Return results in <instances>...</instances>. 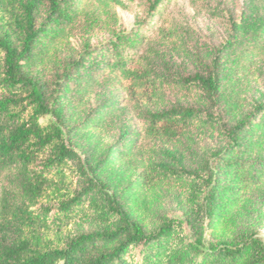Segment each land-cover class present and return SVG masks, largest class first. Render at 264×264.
Here are the masks:
<instances>
[{
	"label": "trees",
	"instance_id": "16d2710c",
	"mask_svg": "<svg viewBox=\"0 0 264 264\" xmlns=\"http://www.w3.org/2000/svg\"><path fill=\"white\" fill-rule=\"evenodd\" d=\"M112 1L121 3L47 0L42 12L44 0H0V264H264L258 233L207 238L264 185V102L235 118L239 75L264 56V19L234 24L210 65L199 59L194 73L172 77L144 48L157 28L165 36L159 24L168 3L147 0L148 16L137 30L116 32L103 46L86 45L77 58L58 63L82 7ZM122 80L141 129L115 124L114 103L77 122L68 114L98 85ZM170 81L186 93L197 90L198 104L169 103ZM94 131L113 140L78 144L79 133ZM211 133L221 144L188 168L177 146ZM123 164L136 174L130 178ZM165 184L179 185L192 216L164 215L148 230L125 197L147 208L145 195ZM82 221L93 229L76 231Z\"/></svg>",
	"mask_w": 264,
	"mask_h": 264
},
{
	"label": "rangeland",
	"instance_id": "374dc122",
	"mask_svg": "<svg viewBox=\"0 0 264 264\" xmlns=\"http://www.w3.org/2000/svg\"><path fill=\"white\" fill-rule=\"evenodd\" d=\"M112 1L110 6L95 3L82 7L77 13L72 25L69 38L63 41L59 53L58 63H63L78 57L86 45L96 49L109 40L115 38V33L137 30L138 21L146 20L148 16L147 0H119ZM167 9L160 28L164 29V37L157 25L152 21L153 28L144 48L152 49L154 63L159 72L179 77L197 70V61L200 59L210 65L218 49L234 34V24L240 22L259 21L264 19V0H167ZM47 7L44 0L41 11ZM167 36V39H166ZM55 66L46 70V77L51 79ZM241 91V109L236 117H242L259 102H264V56H258L253 63L239 75ZM226 82V81H225ZM128 81L122 80L117 84H101L87 97L75 103L68 112L74 116L75 122L81 120L85 114L96 110L102 103H114V122L121 126H129L132 130H139L143 126L142 120L128 103ZM229 84V83H228ZM226 90H229L228 88ZM165 93L169 103L197 105L199 93L191 89L190 93L177 89L173 82L165 85ZM226 120L230 123L235 120L228 112ZM209 128V127H207ZM210 130V128H209ZM213 132V131H210ZM114 135L107 132H82L76 136L82 147L100 144L106 146L113 140ZM219 134H202L195 141L187 140L177 146L184 164L191 169L199 167L207 152L221 144ZM163 159V158H162ZM165 160V159H163ZM127 170L130 178L136 170L121 165ZM135 196L125 197L131 212L148 229L159 226L164 215L192 216V209L187 202L184 192L177 184L160 185L145 195L148 207L143 208L133 200ZM238 209L233 210V218L219 229H211L207 238L232 239L242 231L258 233L264 240V185L257 187L239 203ZM78 224V225H77ZM75 230L89 231L93 229L92 222H78Z\"/></svg>",
	"mask_w": 264,
	"mask_h": 264
}]
</instances>
